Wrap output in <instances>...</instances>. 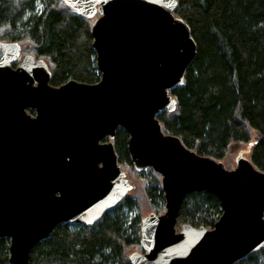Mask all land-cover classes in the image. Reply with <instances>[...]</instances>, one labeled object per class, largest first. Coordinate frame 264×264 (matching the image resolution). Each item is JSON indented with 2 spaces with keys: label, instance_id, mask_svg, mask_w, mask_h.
I'll return each mask as SVG.
<instances>
[{
  "label": "water",
  "instance_id": "obj_1",
  "mask_svg": "<svg viewBox=\"0 0 264 264\" xmlns=\"http://www.w3.org/2000/svg\"><path fill=\"white\" fill-rule=\"evenodd\" d=\"M92 20L100 73L94 84H49L46 62L20 57L0 41V238L8 264H29L30 252L61 224L94 226L133 189L112 139L128 134L136 172L161 178L162 214L141 220L140 252L130 264H235L264 250V173L240 151L235 167L196 154L163 133L157 115L173 113L196 46L174 16L176 0H62ZM30 111H34L33 114ZM207 192L220 204L213 228L182 224L185 198Z\"/></svg>",
  "mask_w": 264,
  "mask_h": 264
},
{
  "label": "trees",
  "instance_id": "obj_2",
  "mask_svg": "<svg viewBox=\"0 0 264 264\" xmlns=\"http://www.w3.org/2000/svg\"><path fill=\"white\" fill-rule=\"evenodd\" d=\"M174 16L188 27L196 54L183 86L171 91L175 111L157 115L163 133L215 161L255 139L247 159L264 173V0H176ZM91 23L62 0H0V41L16 42L23 53L44 60L53 87L98 82ZM127 140L126 131L117 128L111 142L121 169L143 180L139 191L131 194L132 186L92 227L57 226L32 249L29 264H130L132 250L140 249L142 205L161 214L165 199L159 175L134 170ZM220 215L214 195L191 193L180 207L177 228L211 229ZM8 259L9 240L0 238V264ZM235 264H264V250Z\"/></svg>",
  "mask_w": 264,
  "mask_h": 264
},
{
  "label": "rangeland",
  "instance_id": "obj_3",
  "mask_svg": "<svg viewBox=\"0 0 264 264\" xmlns=\"http://www.w3.org/2000/svg\"><path fill=\"white\" fill-rule=\"evenodd\" d=\"M21 47V46H20ZM26 52V51H25ZM26 55H29V53H23V51H21V53H20V57H19V59L17 60V65L22 61V59H23V57L24 56H26ZM34 112V111H33ZM255 141V139H253L252 140V143ZM251 142H250V144L248 145V144H245V145H241V146H239V147H237V148H234L233 150H231L229 153H228V155H227V157L224 159V160H222L221 162L224 164V166L226 167V169H232V168H234L235 167V164H234V159H235V157L237 156V154L240 152V151H250V149H251V147H252V144ZM246 158H247V155L245 156ZM124 171H125V169H124ZM126 172V174H127V179H128V181L130 182V184L132 185V186H134V191L131 193V194H134V193H137L138 191H139V189L142 187V185H143V180L141 179V178H139L138 176H135L134 174H133V172H130V171H125ZM139 188V189H138ZM141 205H142V202H141ZM140 205V206H141ZM141 209H142V212H141V216H147L148 214H150V213H152V211H151V209L149 208V207H146V206H144V205H142V207H141ZM156 214V213H155ZM162 214V213H161ZM180 228V226L178 227V229ZM141 250L139 249V250H132V253L133 252H140Z\"/></svg>",
  "mask_w": 264,
  "mask_h": 264
}]
</instances>
